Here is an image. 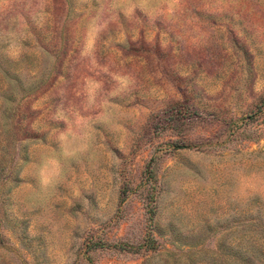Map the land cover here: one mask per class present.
I'll list each match as a JSON object with an SVG mask.
<instances>
[{
    "label": "rangeland",
    "instance_id": "rangeland-1",
    "mask_svg": "<svg viewBox=\"0 0 264 264\" xmlns=\"http://www.w3.org/2000/svg\"><path fill=\"white\" fill-rule=\"evenodd\" d=\"M253 263L264 0H0V264Z\"/></svg>",
    "mask_w": 264,
    "mask_h": 264
},
{
    "label": "trees",
    "instance_id": "trees-1",
    "mask_svg": "<svg viewBox=\"0 0 264 264\" xmlns=\"http://www.w3.org/2000/svg\"><path fill=\"white\" fill-rule=\"evenodd\" d=\"M3 182H4V183H2V184H3L4 186H5V184H6L5 182L8 183V176L5 178V180H4ZM10 188H12V187H9V189H10ZM253 264H254V263H253Z\"/></svg>",
    "mask_w": 264,
    "mask_h": 264
}]
</instances>
